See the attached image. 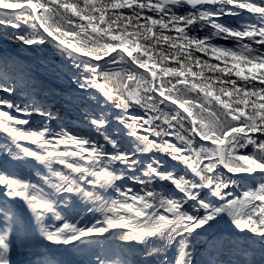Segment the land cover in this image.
Masks as SVG:
<instances>
[{"label":"snow or ice","instance_id":"1","mask_svg":"<svg viewBox=\"0 0 264 264\" xmlns=\"http://www.w3.org/2000/svg\"><path fill=\"white\" fill-rule=\"evenodd\" d=\"M0 17L25 45L55 43L78 70V87L95 90L99 109L86 114L94 135L57 130L51 112L18 99L7 66L0 72V264H12L20 201L51 244L87 247V238L122 229V241L163 255L162 264L176 243L174 264H193L191 239L226 221L253 234L264 261V0H0ZM133 104L145 115L129 114ZM34 115L46 121L33 127ZM156 152L183 171L142 158ZM29 158L47 169L34 173L42 183L10 166ZM75 196L92 205L93 219L72 215ZM49 214L60 224H45ZM155 240L161 246L149 249ZM96 264L132 262L122 249Z\"/></svg>","mask_w":264,"mask_h":264},{"label":"trees","instance_id":"2","mask_svg":"<svg viewBox=\"0 0 264 264\" xmlns=\"http://www.w3.org/2000/svg\"><path fill=\"white\" fill-rule=\"evenodd\" d=\"M7 14L5 12V15ZM221 20L230 24L235 23L234 17L225 16ZM18 34L16 29L0 26V72H3L7 66V75L18 89V99L23 103L31 104L35 102L46 111L51 112L53 115L51 126L57 130L63 128L72 134L89 133L94 135V129L88 123L86 114L99 110L96 100L91 99L92 96L96 95L95 90H82L78 87L76 82L78 70L73 67L72 61L66 54L62 53L55 43H49L46 46H29L15 38ZM218 42L220 44L229 43L225 40H219ZM197 55H200L202 60L206 58L204 54L197 53ZM105 70H111V66H108ZM194 70H196L195 67ZM0 95H4V93H0ZM100 103H103V101L101 100ZM173 107L169 104L164 107V111L169 112ZM109 111L112 112L113 110L109 109ZM128 112L136 116L145 115V109L136 104H133L128 109ZM32 121L34 122L33 127H36L42 125L46 118L34 115ZM112 123L113 127H122L117 125L115 121ZM157 123L159 124L161 121H157ZM24 127L26 128L27 126ZM184 127L187 129L189 123L186 122ZM180 134L187 135L188 133L181 131ZM5 135L0 132V145L6 143ZM95 138L100 143H103L102 137L97 135ZM173 142L179 143L175 139ZM196 142L198 146L200 143L198 137ZM20 143L24 147L36 148V145L28 141H20ZM209 146L211 145L209 144ZM60 147L61 149L64 148L63 145ZM153 156L157 159L166 160L167 167L175 166L177 172L183 171L182 164L170 160L159 152L145 154L142 158L150 160ZM10 166L19 167L21 171L27 170V174L31 175L34 182L37 183H42V181L34 173L38 172L42 176L49 175L47 169L40 162L30 158L23 163L10 161ZM52 167L54 171L67 173V169L62 165L53 164ZM50 178L53 182H58L57 177ZM126 186L137 187L131 182H128ZM160 187L165 191L173 190L172 185L168 182H161ZM235 191L239 193L240 189H235ZM107 194L109 196L113 195L110 190H108ZM73 202L75 205L73 216L78 212L80 215L85 216L87 220L93 219L92 216L88 215V208L92 207L89 202L82 200L79 196H75ZM20 203L22 208L31 214L24 202L20 201ZM18 212L22 217V210H18ZM98 218L102 219V217ZM44 223L59 225L60 221L54 220L49 214L45 217ZM123 231L122 229H112L108 233L87 238L83 242L84 245H88L87 247L77 242V247L75 248L72 245L51 244L50 242L42 241L40 237H34L29 249L33 253L49 256L48 252L51 250L70 248L71 252L77 256H82L86 264H96L97 256L101 259L107 258L111 260L115 254L120 253L123 249L125 252H129V260L132 264H162L163 255H147L143 245L122 241L120 236ZM190 242L191 248L189 250L192 252L193 264H253V261L255 264H264L259 252L260 245L258 242H254L253 234L239 232L230 222L221 221L206 232H202L199 236H194ZM161 243L159 240L152 241L149 249L151 247H160ZM178 247V243L167 247L166 256L169 264H174ZM245 249H248V254H245Z\"/></svg>","mask_w":264,"mask_h":264},{"label":"rangeland","instance_id":"3","mask_svg":"<svg viewBox=\"0 0 264 264\" xmlns=\"http://www.w3.org/2000/svg\"><path fill=\"white\" fill-rule=\"evenodd\" d=\"M0 199H2V196H0ZM15 207L19 211L22 210L23 226L19 238H13V246L10 252L12 264H46L52 257H55L61 264H86L82 256H77L69 248L49 251V256L30 251L31 241L34 237H39L36 221L32 219V214L22 208L20 202L16 203Z\"/></svg>","mask_w":264,"mask_h":264},{"label":"water","instance_id":"4","mask_svg":"<svg viewBox=\"0 0 264 264\" xmlns=\"http://www.w3.org/2000/svg\"><path fill=\"white\" fill-rule=\"evenodd\" d=\"M86 59V58H85Z\"/></svg>","mask_w":264,"mask_h":264}]
</instances>
